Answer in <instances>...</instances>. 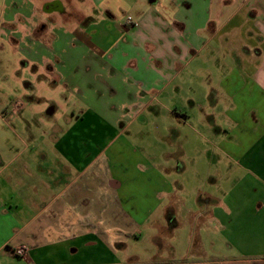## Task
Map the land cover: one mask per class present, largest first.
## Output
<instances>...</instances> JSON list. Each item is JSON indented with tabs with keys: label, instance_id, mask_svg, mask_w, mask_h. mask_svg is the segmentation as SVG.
<instances>
[{
	"label": "crops",
	"instance_id": "0c3cea01",
	"mask_svg": "<svg viewBox=\"0 0 264 264\" xmlns=\"http://www.w3.org/2000/svg\"><path fill=\"white\" fill-rule=\"evenodd\" d=\"M75 1L0 0L37 82L0 129V264H158L182 201L199 264H264V0Z\"/></svg>",
	"mask_w": 264,
	"mask_h": 264
},
{
	"label": "rangeland",
	"instance_id": "374dc122",
	"mask_svg": "<svg viewBox=\"0 0 264 264\" xmlns=\"http://www.w3.org/2000/svg\"><path fill=\"white\" fill-rule=\"evenodd\" d=\"M130 2L134 3H143L145 0H129ZM74 6L77 9H82L84 12H90L91 10V4L90 1L86 2V4L81 5V3L75 1ZM127 12L124 11V9H119V15L125 17L127 16ZM130 14V13H129ZM132 14V13H131ZM7 50L8 56L5 57V51ZM18 49L16 44H3L0 42V110L4 108L2 112H0V116L3 117V123L4 126H1L2 123H0V129L5 128L8 129L6 125H12L13 123H10L11 119L8 117V110L12 109L15 102L19 101L21 105H27V109L31 107V99H33L34 94L36 92V78L30 72L27 70L26 72L21 71L22 67L19 66L18 61V67L20 71L22 72L21 75L18 73H13L14 67L13 62L18 60ZM6 62L7 67L6 68ZM10 66H9V65ZM18 70V69H17ZM19 77L22 79L23 82H27L31 84L30 88H25L24 85L20 86L16 83V81L13 78ZM3 78V80H1ZM7 78V79H6ZM8 82V83H5ZM21 100V101H20ZM8 105V106H7ZM23 105V106H24ZM35 105V104H34ZM7 106V107H6ZM34 108V107H33ZM39 109V108H36ZM139 123V122H138ZM6 124V125H5ZM34 124L35 122L32 121L29 123L28 126L21 125V128L19 129H27V130H34ZM137 124V123H136ZM14 126V124H13ZM24 127V128H23ZM143 133L138 135V137L133 139L134 145L137 147L140 141H142L143 145L145 147H150L149 143V132H151V129L147 127L141 128ZM192 203H177L178 207L176 208V216H177V224L178 229H175L174 236L169 234L167 232V235L165 237H162L164 241H166L165 248L161 251V256H159L160 263L158 264H199L201 261H209L212 257L211 250L209 246L204 248V252L202 255L198 256V250L195 247V240L194 238H190V232H192V220L189 216H186V214L183 213L184 207H187L188 205H191ZM193 216V215H192ZM156 221L160 225H164L165 221L163 216L160 214L153 216L150 219V224L152 222ZM175 227V223L172 225ZM173 228V227H172ZM171 228V229H172ZM173 228V229H174ZM141 230L144 231L143 237L146 234L145 226L141 227ZM169 231V230H168ZM172 237V238H171ZM137 239H134L130 241L127 245V252L135 253L139 257V264H145L144 258H146V255L148 252L152 253L155 250L152 251V249L149 248L146 240L144 238L141 239V243L137 244ZM171 246L172 248H169Z\"/></svg>",
	"mask_w": 264,
	"mask_h": 264
},
{
	"label": "built area",
	"instance_id": "2783aa9c",
	"mask_svg": "<svg viewBox=\"0 0 264 264\" xmlns=\"http://www.w3.org/2000/svg\"><path fill=\"white\" fill-rule=\"evenodd\" d=\"M126 26H128V27L134 26V22L130 17H128L126 19ZM21 106L22 105L19 101L15 102L12 109L10 110L11 113L13 114V113L19 112ZM12 254L17 256V257H24L28 254V249L24 246L15 247L12 249Z\"/></svg>",
	"mask_w": 264,
	"mask_h": 264
}]
</instances>
